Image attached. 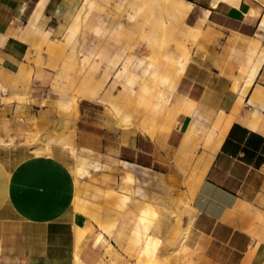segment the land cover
<instances>
[{"label":"crops","instance_id":"0c3cea01","mask_svg":"<svg viewBox=\"0 0 264 264\" xmlns=\"http://www.w3.org/2000/svg\"><path fill=\"white\" fill-rule=\"evenodd\" d=\"M188 1L199 8L198 21L211 12L203 33L214 46L212 59L194 57L182 73L179 62L175 70L143 60L131 68L129 58L116 55L109 59L121 85L115 92L94 78L107 58L96 42L104 29L97 27L87 55L77 52L82 16L96 0H86L77 15L73 0H0V95L25 91V82L38 76L41 88L32 97L40 104L42 86L48 87L52 103L55 80L57 108L73 116L77 150L56 144L51 156H37L26 145H0V264H74L79 227L90 237L80 238L86 240L81 260L98 264L106 242L118 250L124 221L107 204L116 193L124 205L138 199L143 172L172 178L185 202L193 200L188 215L165 232L161 215L155 223L154 209L145 212V233L146 201L135 232L124 240L130 264H264L262 15L251 14L258 6L251 0L215 7ZM58 18L67 31L59 53L48 35ZM193 29L196 34V24ZM42 41L50 57L35 50ZM54 117L65 126V117ZM124 185L133 195L121 191ZM189 214L188 237L174 252ZM147 241L154 248L144 249Z\"/></svg>","mask_w":264,"mask_h":264},{"label":"rangeland","instance_id":"374dc122","mask_svg":"<svg viewBox=\"0 0 264 264\" xmlns=\"http://www.w3.org/2000/svg\"><path fill=\"white\" fill-rule=\"evenodd\" d=\"M73 1V6L75 9L74 15H77V11L81 8L86 0ZM202 1L207 6L212 3V0ZM251 1L257 3L262 9V12H264V0ZM142 5L144 4L138 0H96V4L93 7L90 15L87 16L86 13L82 16L85 21L81 27V34L77 44V52L81 57L87 55V52L90 50V48L94 47L92 42L95 40L94 37L96 36L95 31L97 27L101 26L105 31V35L100 40H96V42L99 50L102 53H105L107 58L98 63L97 71L94 73L95 79L104 81V91L110 89L117 92V90L121 88V85L119 83H115L114 81L115 69L112 68L109 62V59L115 57L116 55H122L126 58H129V66L131 68H134L140 60H143L150 61V63H155L158 68L164 66L173 70L179 66V57L183 55L185 51L186 53L184 54H187L190 60H192L194 57H196V60L201 58L204 60H209L213 57L214 46L203 33L204 24L202 23L203 26L202 24H200L201 26L197 24L199 22L198 7H196V10L195 7H193L192 11L187 17V23H185L183 19H176L174 16L172 18V16L167 13H163V15L159 17L157 15H152V7H150L149 4H145V9L142 12H138L139 6ZM131 15H133V17L136 16L134 17V20L130 19ZM143 17L148 19L151 18L149 26L151 29H155L161 38L159 46H152L151 43L148 44L149 42L147 39H141V21L144 22V20H147ZM195 24L196 28H202V32L201 29H196V34H194V29H189V26L192 27ZM52 26L54 27V31L48 34L49 40L52 42L51 47L53 50L59 53L64 47L63 41L67 33L65 19H56V21L52 23ZM40 44L41 45H39V47L34 46L35 50L50 57L51 55L48 48L49 45L47 42L42 41ZM83 68L85 69V67ZM54 69L57 72L59 68L54 67ZM82 76L83 71H80L79 74L74 76V82L72 83L73 90L79 84ZM37 77L38 76H34L35 82L32 80L33 76L29 78L28 82H25V91L14 90L15 92L8 93L6 90L5 92L1 93L0 145L11 147H16L19 144L26 145L27 147H30L31 152L34 154L36 153L37 149L41 150L42 148V150H44L45 143H43V139L46 138L48 142L51 143L54 141V143L70 147L72 152L76 153L77 150L74 145L76 131L75 129H70V121L73 116H66L65 113H67V111L64 109H61L60 111L58 110V93L54 87L55 80L53 81L51 87L55 94V97H53L54 101L52 103L49 102V88L47 87V89H45V87L42 86L44 90H46L45 92H42L45 98L42 99L40 104H37V100L32 97L33 91L41 88V85H39L37 82ZM73 90H71L69 93H74ZM50 107H52L53 110H49ZM55 113L58 116L61 115V117L66 118L64 121V127H60L58 118L55 119L54 117ZM42 156L46 155L42 154ZM78 172L81 176L82 174L80 168ZM143 174L146 177V181L139 185L140 192H134L132 190L130 191L129 185H124L121 189V191L130 196L133 195L134 192V194H137L138 199L133 200L132 203L124 205L125 201L122 199V197L118 196V193H116V200L107 204L110 208L116 209L118 213H122L121 220L124 221L123 224L119 226L120 236L116 238V246L118 250L111 246L109 242H106L107 246L105 248V253L102 260L98 264H130L128 253L125 252L124 240L128 239L129 235L135 232V228H137L135 221L141 214V209L146 206L147 202H151L148 204V207L150 208L147 207L143 214L140 215L141 222L144 225L145 233H147L149 228V226L146 224L148 215L145 212H149L151 209H154L152 212H156V214H152V217L154 218L155 223H157V220L160 218L159 214L161 215L162 219L165 220L160 213L159 206L156 203V194L164 195L171 203L172 208L174 207L173 210L177 211L179 214H184L185 216L188 215V199L185 202L182 194L179 193V186L175 180L170 177L161 178L156 175L151 177L148 172H143ZM141 196H143V198L145 197L146 200H141ZM82 207L85 208L84 206ZM180 219L175 218L174 220L176 221L173 220L171 223H166L165 221L162 231L165 232L168 227L178 223ZM100 229L103 232H110V229H106L103 225H100ZM184 230L181 232V234L184 232ZM79 231L80 234H76L79 240L80 238H85L87 241L90 239L89 235L84 230L80 229ZM151 247L154 248L153 243L147 241L144 249L151 250ZM59 261L60 260L55 262Z\"/></svg>","mask_w":264,"mask_h":264},{"label":"bare ground","instance_id":"6f19581e","mask_svg":"<svg viewBox=\"0 0 264 264\" xmlns=\"http://www.w3.org/2000/svg\"><path fill=\"white\" fill-rule=\"evenodd\" d=\"M139 2L143 3L144 5L142 6H139L138 8V12H142L144 9H145V4L146 5H150V7H152L151 9V13L152 15H157L158 17L159 16H162L163 13H167L169 15L176 17V19L178 18H181L185 21V23H187V17L188 15L190 14V12L192 11L193 7H194V4L191 3L190 1L188 0H138ZM220 2H224V3H227L229 5H233V6H240V3L242 2V0H212V5L213 7L217 6L218 3ZM141 5V4H140ZM147 7V6H146ZM263 8V7H262ZM251 9V8H250ZM137 11V10H136ZM204 11V10H203ZM209 13H211L209 10H205L204 11V14L203 16L199 19V22L197 24H202L204 23V21L207 19V17H209ZM254 13L255 15L257 14H260L262 15V22H261V29H264V12H262V9L257 6V7H254L251 9V14ZM156 16V17H157ZM136 17V16H134ZM133 17V15H131L130 19L131 20H134L135 18ZM144 19H147L146 21L144 20L140 22L141 24V28H142V34H141V39H147L148 40V44L151 43V45H158L160 44V37H159V34L157 31H155V29H151L150 26H149V23L151 21V18L148 19L146 17H143ZM138 20V19H137ZM163 23V22H162ZM189 23V22H188ZM201 26V25H200ZM194 26H189V29H193ZM259 27V28H260ZM188 29V30H189ZM196 29H201L200 27L196 28ZM193 31V30H192ZM197 31V30H196ZM157 33V34H156ZM194 35V34H193ZM140 41V40H139ZM163 41V40H162ZM147 42V41H146ZM186 53V51L184 52ZM181 55L179 57V65H180V71L183 73L187 64L189 63L190 59L188 58L187 54H184ZM173 55V54H172ZM168 57V56H167ZM4 91H6V89H4ZM6 96V95H5ZM4 96V98H5ZM12 97V96H11ZM10 97V98H11ZM9 98V97H8ZM3 99V98H2ZM4 100V99H3ZM8 103V102H7ZM10 103V102H9ZM11 104V103H10ZM43 143H45V148L44 150H41L40 149H37L36 150V154L37 156H40L42 154H45V155H52V146L54 144H57V143H54L53 142H48L46 138L43 139ZM51 141V140H50ZM56 141V140H55ZM7 143V142H6ZM9 143V142H8ZM4 144V143H3ZM6 145V144H5ZM8 145V144H7ZM35 150V149H34ZM35 154V155H36ZM76 166V165H75ZM76 170V169H75ZM79 170V169H78ZM72 172V171H71ZM74 173V172H73ZM79 174V172H78ZM77 175V174H76ZM74 176V175H73ZM75 177V176H74ZM191 198L188 199V205L190 204V200ZM193 200V199H191ZM156 203L157 205L159 206V209H160V213L162 214V216L164 217L166 223H171V221H173L175 218H181V214H179L177 211L173 210L174 207L172 208V205L171 203L169 202V200L164 196V195H160V194H156ZM191 205V204H190ZM190 215V214H189ZM195 216V215H194ZM195 218V217H194ZM176 221V220H174ZM180 221V220H179ZM193 222V215H190L189 216V220H188V224L187 226L185 227V230L184 232L180 235L179 237V242H178V246L177 248L175 249V247L173 248L174 252L177 251V252H180L181 251V248H182V245L185 243L187 237H188V233H189V228L191 226ZM167 225V224H166ZM80 227L79 229H77V235L80 234ZM79 242V246L76 250V254H75V258L73 260V263L74 264H85L81 258H80V255L82 253V250H83V246L84 244L86 243V240H78ZM107 263V262H106Z\"/></svg>","mask_w":264,"mask_h":264}]
</instances>
